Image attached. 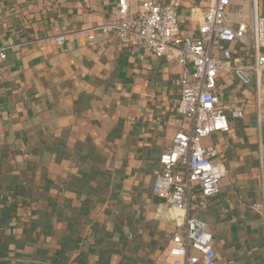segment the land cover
I'll return each mask as SVG.
<instances>
[{
	"label": "crops",
	"instance_id": "1",
	"mask_svg": "<svg viewBox=\"0 0 264 264\" xmlns=\"http://www.w3.org/2000/svg\"><path fill=\"white\" fill-rule=\"evenodd\" d=\"M118 1L0 0V264L173 261L168 248L185 214L153 186L161 154L190 127L177 112L183 68L100 31ZM128 1L135 12L144 0ZM178 2L181 35L198 37L209 0ZM254 7L264 16V0H232L228 18L249 25ZM230 49L239 65L253 63L250 38ZM247 76L249 84L217 76L230 130L203 145L225 175L220 195L191 211L213 233L216 264H264V220L254 210L264 73L260 106Z\"/></svg>",
	"mask_w": 264,
	"mask_h": 264
},
{
	"label": "built area",
	"instance_id": "2",
	"mask_svg": "<svg viewBox=\"0 0 264 264\" xmlns=\"http://www.w3.org/2000/svg\"><path fill=\"white\" fill-rule=\"evenodd\" d=\"M231 3L232 0H209L198 37L181 35L178 0H170L165 5L144 0L135 12L131 11L128 0H119L116 19L100 28L104 34L111 33L129 46L141 47L183 68L177 112L190 121V127L180 130L172 147L161 154V171L153 186L158 198L185 214L182 232L173 236L168 248L173 258L170 264H216L213 233L204 221L191 215V211L197 206L206 207L209 199L220 195L225 175L222 162L212 160L216 152L203 145V140L213 133L230 130L225 111L217 108L220 101L216 90L218 74L233 73L244 84H249L247 72H253L260 106L264 16L258 15L254 7L251 24L234 25L228 18ZM247 38L252 41L253 63L242 66L234 58L230 46ZM64 40L59 36L58 45ZM5 57L4 53L0 54L1 59ZM233 115L241 118L243 113ZM254 210L264 220V172L261 173V201Z\"/></svg>",
	"mask_w": 264,
	"mask_h": 264
},
{
	"label": "rangeland",
	"instance_id": "3",
	"mask_svg": "<svg viewBox=\"0 0 264 264\" xmlns=\"http://www.w3.org/2000/svg\"><path fill=\"white\" fill-rule=\"evenodd\" d=\"M184 213V212H183Z\"/></svg>",
	"mask_w": 264,
	"mask_h": 264
}]
</instances>
